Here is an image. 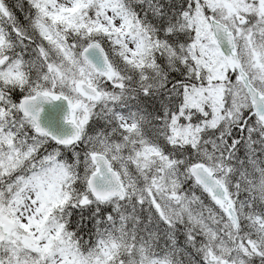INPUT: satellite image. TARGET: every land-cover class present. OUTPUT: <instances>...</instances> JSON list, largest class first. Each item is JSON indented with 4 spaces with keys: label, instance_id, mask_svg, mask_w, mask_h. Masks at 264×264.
Returning a JSON list of instances; mask_svg holds the SVG:
<instances>
[{
    "label": "rangeland",
    "instance_id": "rangeland-1",
    "mask_svg": "<svg viewBox=\"0 0 264 264\" xmlns=\"http://www.w3.org/2000/svg\"><path fill=\"white\" fill-rule=\"evenodd\" d=\"M41 3L45 6L44 14L53 21L68 17L79 5L85 4L95 17L90 30L110 35L106 40L109 44L112 41L111 44L124 54L125 63L135 61L138 62L137 67H142L143 62H140L152 50V44L147 42L117 0H41ZM181 8L164 31L166 41L170 40L165 47L169 57L182 68L192 85L185 91V98L180 96V106L177 104L180 109L164 125L161 134L163 148L150 144L133 129L129 120L120 117H117V123L123 130L120 142H101L100 148L120 176L126 201L135 199L152 205L160 217L169 222L180 223L186 217L189 225L199 226L208 239L203 251V264H221L223 261L264 264V221L246 218L245 231L233 234L227 220L220 222L211 210L203 207L205 204L196 192V184L187 185L189 167H185V159L181 157L183 149L191 148L194 154L208 162L214 164L216 161L215 168H208L215 175L221 172L216 177L226 186L224 177L232 173L218 169L221 163L215 158L219 159L220 150L215 145L218 136L215 137L213 131L217 127L225 131L230 124L238 122L250 104L237 75H231L217 48L210 18L226 26L233 34L243 70L252 85L264 94V0H182ZM0 12H3L1 4ZM78 16L77 13L75 20ZM37 27L40 36L54 51L49 54V72L56 73L57 82H53L63 87L66 93L61 95L74 103L73 85L78 81L93 85L103 93L99 103L85 105L75 114L74 119L80 127L95 113L94 108L98 105L111 109L110 104L117 100V95L105 93L104 88L98 86L100 78L82 61L74 59L73 48L61 43L42 21L37 23ZM16 76L17 64L0 56V78L9 80ZM119 85L120 80L112 81V86ZM192 119L196 121L192 123ZM23 121L30 124L21 117L19 122ZM9 134L8 131L2 134L7 149L0 154V171L5 175L32 154V146L20 151L18 146L22 145L11 144ZM37 166L36 171L31 166L27 176L15 178V193L0 196V216L15 223V230L4 242V248L10 249L17 257L18 253L32 251L27 241L34 245L35 259L20 260L15 264H106L116 249L127 252L123 264H170L169 259L157 257L155 252L144 250L142 245H133L136 237L132 225L127 226L128 214H123L117 203L111 200L112 209L120 211L117 224H112L117 235L100 239L88 258L77 254L67 244L62 228L51 215L62 202V185L69 178V173L65 166L47 157L38 161ZM89 169H93L91 164ZM261 173L264 176V165ZM257 189L260 194L263 189L261 177Z\"/></svg>",
    "mask_w": 264,
    "mask_h": 264
},
{
    "label": "trees",
    "instance_id": "trees-1",
    "mask_svg": "<svg viewBox=\"0 0 264 264\" xmlns=\"http://www.w3.org/2000/svg\"><path fill=\"white\" fill-rule=\"evenodd\" d=\"M117 1L147 42L152 44L150 54L140 62H143L142 67H137L138 62L135 61L125 63L124 54L111 44L112 41L109 44L106 40L110 35L90 30L95 17L85 4L77 7L76 14L74 11L68 17L53 21L44 14L45 6L41 0H0L3 9L0 12V56L17 64L16 77L9 80L0 78V154L7 149L2 137L6 131L10 132L11 144L22 145L18 146L20 151L32 146V154L12 172L5 175L0 171V196L7 197L15 193V178L27 176L31 166L36 171L38 161L47 157L65 166L69 173V178L62 185V202L51 215L62 228L67 244L77 254L88 258L92 256L100 239L107 235L115 237L117 230L112 229V224H117L119 210L122 209L123 214H128L127 226L132 225L135 231L136 240L133 245H142L144 250L155 252L157 257L169 259L170 264H203L207 236L198 225H189L186 217L180 223L169 222L161 218L152 205L135 199L111 200L119 207V210H114L109 202L93 200L87 190L86 181L92 171L89 169V154H102L101 142L114 144L121 140L123 130L117 123V117L129 120L144 139L162 149L164 143L161 134L165 122L169 121L166 118L177 113L180 98L186 97L185 91L192 85L191 80L182 77L181 68L169 57L165 47L170 40L166 41L164 31L170 20H174L176 13L182 10V0ZM77 13L80 16L75 20ZM62 19L65 20L61 22ZM39 21L61 43L73 48L74 59L79 62L81 49L92 41L100 43L115 72V79L110 82L100 79L98 86L104 88L105 93H115L117 100L110 104L109 110L103 109L102 105L95 107V113L82 126L79 142L70 147H60L45 137L36 136L28 123L19 122L21 116L17 108L21 98L39 91L66 94L63 87L55 83L56 73L49 72V54L54 51L40 36L37 27ZM114 80H120L122 86H112ZM78 99L75 95L74 100ZM191 122L194 123V119ZM213 133L215 137L218 136L215 145L220 150L219 159L215 158L221 163L218 169L232 173L224 177V184L239 220L237 233H243L247 228L246 218L255 217L264 221V176L261 173L264 165V127L249 108L227 130L217 127ZM181 157L185 159L187 168L195 163L215 168L217 163H210L194 154L191 148L187 151L183 149ZM220 173H216V176L219 177ZM259 176L263 188L260 194L257 189ZM190 184H194V181L189 177L187 185ZM195 189L205 204L203 207L211 210L220 222H225L222 211L211 202L208 195L196 185ZM203 219L207 221L205 217ZM33 254L18 253L14 257V253L1 244L0 264L34 260ZM126 255L123 249H116L107 258L106 264H123Z\"/></svg>",
    "mask_w": 264,
    "mask_h": 264
},
{
    "label": "water",
    "instance_id": "water-1",
    "mask_svg": "<svg viewBox=\"0 0 264 264\" xmlns=\"http://www.w3.org/2000/svg\"><path fill=\"white\" fill-rule=\"evenodd\" d=\"M210 26L214 40L231 73H237L250 100L252 113L264 126V96L250 84L248 76L242 70L238 59L233 34L220 22L210 18ZM82 60L96 75L106 81L114 76L113 69L107 59L105 50L97 42H91L81 52ZM75 92L86 101L97 102L101 93L97 88L82 81L74 84ZM79 103L71 102L53 92H37L31 97L19 101L20 114L33 125V132L44 135L56 145L68 147L76 144L81 135L80 126L74 119V114L80 108ZM93 171L88 176L87 188L93 199L101 202L112 197L123 200L125 189L118 174L110 167L107 158L102 154L89 155ZM189 174L194 182L209 196L210 200L222 210L234 229H238L239 221L233 208V203L226 188L218 181L215 174L203 164L189 167ZM15 229V224L6 217H0V244L5 242ZM29 246L33 248L31 242ZM221 264H230L223 261Z\"/></svg>",
    "mask_w": 264,
    "mask_h": 264
},
{
    "label": "flooded vegetation",
    "instance_id": "flooded-vegetation-1",
    "mask_svg": "<svg viewBox=\"0 0 264 264\" xmlns=\"http://www.w3.org/2000/svg\"><path fill=\"white\" fill-rule=\"evenodd\" d=\"M181 74H182V77H184L186 79V74L182 72V68H181ZM180 109V107L178 108V110ZM172 116H175V113H173ZM171 115L168 116V119H166V121H168L170 119Z\"/></svg>",
    "mask_w": 264,
    "mask_h": 264
},
{
    "label": "bare ground",
    "instance_id": "bare-ground-1",
    "mask_svg": "<svg viewBox=\"0 0 264 264\" xmlns=\"http://www.w3.org/2000/svg\"><path fill=\"white\" fill-rule=\"evenodd\" d=\"M187 35V34H186ZM157 88V87H156ZM263 159V158H262ZM179 240H181V239H179Z\"/></svg>",
    "mask_w": 264,
    "mask_h": 264
}]
</instances>
